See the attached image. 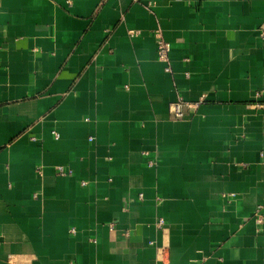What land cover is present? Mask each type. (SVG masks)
Wrapping results in <instances>:
<instances>
[{"label":"crops","instance_id":"crops-1","mask_svg":"<svg viewBox=\"0 0 264 264\" xmlns=\"http://www.w3.org/2000/svg\"><path fill=\"white\" fill-rule=\"evenodd\" d=\"M0 264H264V0H0Z\"/></svg>","mask_w":264,"mask_h":264},{"label":"built area","instance_id":"built-area-1","mask_svg":"<svg viewBox=\"0 0 264 264\" xmlns=\"http://www.w3.org/2000/svg\"><path fill=\"white\" fill-rule=\"evenodd\" d=\"M66 3L68 6L71 5V0H66ZM154 36L156 37V52H157V58L164 63H166L164 70L166 72L170 71L169 67V51H170V45L165 39L163 38L161 31L159 29L154 30ZM171 112L174 116V118H181L183 116V112L180 108V103L175 102L170 106ZM54 135L57 137V133L54 132ZM153 161H149V165H153ZM55 171L59 175H70L72 173V170L63 166V165H55L54 166ZM84 183V182H83ZM163 224V219H159L157 221V225L161 226Z\"/></svg>","mask_w":264,"mask_h":264}]
</instances>
